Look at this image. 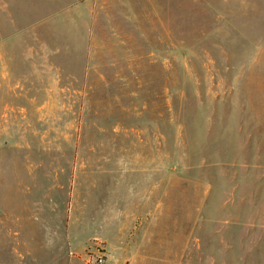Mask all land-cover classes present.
Instances as JSON below:
<instances>
[{"label": "rangeland", "instance_id": "1", "mask_svg": "<svg viewBox=\"0 0 264 264\" xmlns=\"http://www.w3.org/2000/svg\"><path fill=\"white\" fill-rule=\"evenodd\" d=\"M79 144L138 169L154 250L67 242ZM100 255L264 264V0H0V264Z\"/></svg>", "mask_w": 264, "mask_h": 264}, {"label": "crops", "instance_id": "2", "mask_svg": "<svg viewBox=\"0 0 264 264\" xmlns=\"http://www.w3.org/2000/svg\"><path fill=\"white\" fill-rule=\"evenodd\" d=\"M69 141L74 149L73 138L68 137ZM79 148L77 162L57 170V175L67 177L70 187L67 242L79 241L76 234L83 240L99 239L112 260L128 254H146L149 247L154 250L153 194L149 200L148 191H139V184H132L137 180L138 169L124 165L121 158L117 163L116 151H102L95 160L85 157L87 152L81 144ZM137 262L132 260V264Z\"/></svg>", "mask_w": 264, "mask_h": 264}, {"label": "built area", "instance_id": "3", "mask_svg": "<svg viewBox=\"0 0 264 264\" xmlns=\"http://www.w3.org/2000/svg\"><path fill=\"white\" fill-rule=\"evenodd\" d=\"M95 262L98 264H104L105 263V257L103 255H100L99 257L96 258Z\"/></svg>", "mask_w": 264, "mask_h": 264}]
</instances>
